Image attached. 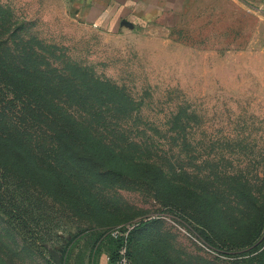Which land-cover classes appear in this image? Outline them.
<instances>
[{
  "label": "rangeland",
  "instance_id": "1",
  "mask_svg": "<svg viewBox=\"0 0 264 264\" xmlns=\"http://www.w3.org/2000/svg\"><path fill=\"white\" fill-rule=\"evenodd\" d=\"M77 7L0 0V17L23 23L51 67H81L121 91V107L101 112L123 123L103 136L148 149L185 208L132 170L82 177L66 193L58 176L25 169L22 183L0 181V264H234L243 251L222 246L202 215L212 220L218 201L244 227L238 185L264 205V0H186L159 21L112 25ZM198 195L212 205L203 213Z\"/></svg>",
  "mask_w": 264,
  "mask_h": 264
},
{
  "label": "trees",
  "instance_id": "2",
  "mask_svg": "<svg viewBox=\"0 0 264 264\" xmlns=\"http://www.w3.org/2000/svg\"><path fill=\"white\" fill-rule=\"evenodd\" d=\"M24 27L15 17H0V181L22 183L27 169L32 177L58 176L69 185L60 191L68 193L82 177L119 179L132 170L137 180L170 194L162 198L168 207L185 208L178 186L166 181L161 166L150 163L148 149L132 151L118 139L103 136L123 123V118L101 112L104 106L121 107V91L81 67H51L45 55L28 46L34 40L24 42ZM235 197L245 208L240 218L244 227L230 219L218 201L212 220L201 215L222 246L243 251L234 264H264V205L243 186L235 188ZM197 199L196 210L211 208L208 197Z\"/></svg>",
  "mask_w": 264,
  "mask_h": 264
},
{
  "label": "crops",
  "instance_id": "3",
  "mask_svg": "<svg viewBox=\"0 0 264 264\" xmlns=\"http://www.w3.org/2000/svg\"><path fill=\"white\" fill-rule=\"evenodd\" d=\"M186 0H73L77 14L90 23L112 25L131 17L140 23H153L166 17Z\"/></svg>",
  "mask_w": 264,
  "mask_h": 264
}]
</instances>
